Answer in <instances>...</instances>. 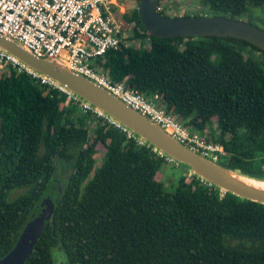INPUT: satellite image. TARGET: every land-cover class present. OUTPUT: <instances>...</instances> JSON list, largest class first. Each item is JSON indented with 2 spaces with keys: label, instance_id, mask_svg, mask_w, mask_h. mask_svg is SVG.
<instances>
[{
  "label": "trees",
  "instance_id": "trees-1",
  "mask_svg": "<svg viewBox=\"0 0 264 264\" xmlns=\"http://www.w3.org/2000/svg\"><path fill=\"white\" fill-rule=\"evenodd\" d=\"M199 1L213 15L264 29V0ZM165 7L158 12L168 16ZM122 17L133 27L100 62L104 73L148 99L157 95L191 132L207 131L205 140L223 147L218 163L264 179V50L232 36L159 38L143 28L136 8ZM97 145L104 153L95 166ZM169 160L58 87L4 65L0 259L49 195L54 211L22 264H264V203L189 171L165 191L156 177Z\"/></svg>",
  "mask_w": 264,
  "mask_h": 264
},
{
  "label": "water",
  "instance_id": "water-1",
  "mask_svg": "<svg viewBox=\"0 0 264 264\" xmlns=\"http://www.w3.org/2000/svg\"><path fill=\"white\" fill-rule=\"evenodd\" d=\"M158 3L159 0H139L136 6L139 21L149 35L159 38L232 36L244 39L264 50V29L246 20L222 15L165 16L157 11ZM0 50L87 102L99 114L104 115L117 126L127 129L143 142L152 145L169 159L186 165L190 174L197 175L223 192L264 203V189L246 183L243 178L262 181L264 179L227 168L192 149L90 78L56 61L34 55L20 42L1 33ZM53 211L54 200L49 195H43L27 220L15 246L0 259V264H22ZM60 264L65 263L61 261Z\"/></svg>",
  "mask_w": 264,
  "mask_h": 264
},
{
  "label": "built area",
  "instance_id": "built-area-1",
  "mask_svg": "<svg viewBox=\"0 0 264 264\" xmlns=\"http://www.w3.org/2000/svg\"><path fill=\"white\" fill-rule=\"evenodd\" d=\"M123 11L119 0H0V33L20 42L34 55L56 61L90 78L179 141L217 161L223 152L221 145L207 142L198 133L191 132L160 107L157 95L148 99L123 82H113L102 70L100 62H104L106 53L117 49L129 36L131 24L123 19ZM9 63L40 83L58 87L84 110L93 109L87 102L0 50V66ZM122 129L128 136L132 135ZM138 143L144 142L138 138Z\"/></svg>",
  "mask_w": 264,
  "mask_h": 264
},
{
  "label": "rangeland",
  "instance_id": "rangeland-1",
  "mask_svg": "<svg viewBox=\"0 0 264 264\" xmlns=\"http://www.w3.org/2000/svg\"><path fill=\"white\" fill-rule=\"evenodd\" d=\"M119 1L121 3L122 10H124L121 14L131 12L133 9L136 8L137 3H138L136 0H119ZM164 4L166 5L165 13L168 16H180V15H183L184 13H188V16L196 15V14L213 15L209 11H207L202 6V4H200L199 0H159L158 6L160 5V7H158V10L162 8V6L164 7ZM132 27L133 25L131 24L129 26L128 35L130 34ZM137 45H138V42L136 41L135 46ZM146 46H148V44H146ZM3 67L4 65L0 66V68H3ZM89 129H90L89 134L91 136V131H92L91 123H89ZM206 135H207V131H205L201 137L204 138V136L206 137ZM89 139L91 140L92 137H89ZM103 153H104V149L101 146H98V145L95 146V149H94L95 166H98L101 163ZM170 160L167 161L168 164H164L161 167L160 173L156 177L157 180L162 182L163 189L168 192H171L175 189L177 181L181 173L185 171H189V168L186 165L182 163H177L173 159L171 160V163H169ZM61 169H62L61 166L57 165L56 176L60 179L59 181L60 184H62L63 178H65V174H63ZM23 191H24V188H20V187L15 188L9 192L8 198H14L18 194L22 193ZM61 261L62 259L59 258L57 261L58 264H60Z\"/></svg>",
  "mask_w": 264,
  "mask_h": 264
},
{
  "label": "bare ground",
  "instance_id": "bare-ground-1",
  "mask_svg": "<svg viewBox=\"0 0 264 264\" xmlns=\"http://www.w3.org/2000/svg\"><path fill=\"white\" fill-rule=\"evenodd\" d=\"M243 179L248 184H251V185H254L256 187H260V188L264 189V181H262V180L247 179V178H243Z\"/></svg>",
  "mask_w": 264,
  "mask_h": 264
}]
</instances>
